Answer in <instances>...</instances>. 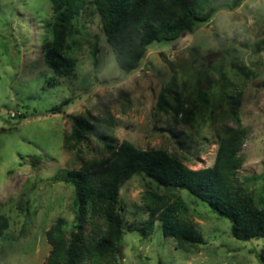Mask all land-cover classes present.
I'll use <instances>...</instances> for the list:
<instances>
[{
  "label": "rangeland",
  "instance_id": "rangeland-1",
  "mask_svg": "<svg viewBox=\"0 0 264 264\" xmlns=\"http://www.w3.org/2000/svg\"><path fill=\"white\" fill-rule=\"evenodd\" d=\"M0 1V216L8 219L0 264H45L51 251L46 231L59 218L67 231L74 228V190L58 176L106 156L92 136L76 147L77 154L64 147L76 116L99 119L118 143L165 150L200 169L214 162L216 129L236 126L234 109L248 129L239 178L257 200L264 197V0L221 10L180 40L153 42L131 74L118 66L99 16L86 12L68 42L75 63L71 79L58 77L44 59L52 32L50 1ZM53 78L60 85L51 86ZM162 94L167 108L159 111ZM65 99L70 103L64 113H45ZM37 154L43 159L34 166L31 156ZM148 187L185 201L201 245L177 249L156 220L151 228L143 226L145 235L140 231L149 219L141 198ZM120 206L126 220L123 264H264V239L237 240L227 219L185 190L169 191L136 176L122 187ZM86 232L91 234V225Z\"/></svg>",
  "mask_w": 264,
  "mask_h": 264
},
{
  "label": "trees",
  "instance_id": "trees-1",
  "mask_svg": "<svg viewBox=\"0 0 264 264\" xmlns=\"http://www.w3.org/2000/svg\"><path fill=\"white\" fill-rule=\"evenodd\" d=\"M52 6V32L43 46L46 65L58 77L71 79L75 63L70 57V38L78 33L76 21L86 12L97 14L107 42L113 47L115 60L126 74L138 70L150 45L155 41H177L192 33L200 24L211 23L221 10L233 11L246 0H49ZM2 4L0 1V10ZM98 49L93 51L97 65ZM54 79V78H53ZM50 85H60L58 79ZM69 99L45 111L48 115L64 113ZM159 111L166 110L167 99L158 100ZM236 126L216 129L217 151L212 165L192 169L177 156L165 150L140 149L130 141L118 143L99 126L100 120L73 117V127L65 136L64 147H76L91 136L100 140L105 157L83 162L79 169H69L58 178L71 183L76 223L67 231L59 218L47 231L51 246L45 264H123L119 254L124 243L126 220L120 206L122 187L136 176H145L169 191H187L200 199L220 217L231 223V235L237 240L264 239V197L257 200L239 178L243 165L242 148L248 129L242 125L236 110ZM111 124L116 125L115 122ZM79 156V154H78ZM32 164L43 159L33 155ZM174 196V195H173ZM167 196L148 187L142 193L144 211L149 219L140 231L160 222L165 237L176 242V248L190 252L204 240L189 208L181 197ZM92 226L87 234L86 226ZM146 225L147 227L143 226ZM8 219L0 216V237ZM129 230L137 229L132 225ZM145 235V234H144Z\"/></svg>",
  "mask_w": 264,
  "mask_h": 264
},
{
  "label": "water",
  "instance_id": "water-1",
  "mask_svg": "<svg viewBox=\"0 0 264 264\" xmlns=\"http://www.w3.org/2000/svg\"><path fill=\"white\" fill-rule=\"evenodd\" d=\"M215 39L218 44H222L224 42V39L218 33L215 34Z\"/></svg>",
  "mask_w": 264,
  "mask_h": 264
}]
</instances>
